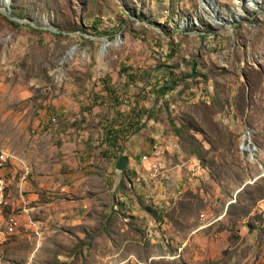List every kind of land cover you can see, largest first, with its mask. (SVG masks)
I'll list each match as a JSON object with an SVG mask.
<instances>
[{
  "label": "rangeland",
  "instance_id": "374dc122",
  "mask_svg": "<svg viewBox=\"0 0 264 264\" xmlns=\"http://www.w3.org/2000/svg\"><path fill=\"white\" fill-rule=\"evenodd\" d=\"M59 127L94 138L98 162L122 149L108 133L119 130L124 141L139 132L146 153L161 159L150 170L137 151L149 178L172 175L168 163L182 160L212 178L199 173L193 186L177 187L181 199L166 213L173 226L199 223L198 249L178 250L183 233L174 229L163 244L159 233L138 239L123 229L146 218L121 214L108 218L113 244L95 264H264V0H0V147L4 132L31 140ZM25 239L0 248V264L76 258L45 247L33 254Z\"/></svg>",
  "mask_w": 264,
  "mask_h": 264
},
{
  "label": "crops",
  "instance_id": "0c3cea01",
  "mask_svg": "<svg viewBox=\"0 0 264 264\" xmlns=\"http://www.w3.org/2000/svg\"><path fill=\"white\" fill-rule=\"evenodd\" d=\"M138 133L128 134L124 141L119 137L117 142L121 144L122 149L98 162L91 146L94 138H90L81 130L48 128L35 134L31 140L28 135L20 138L17 133L4 132L0 158L8 163L1 173L5 179V190L4 202L0 205V248L10 252L16 246L15 241L26 237L29 238L28 242L34 245L33 254L43 247L52 250L63 249L68 255L72 254L71 257L75 255L76 261L59 260L60 264H83L81 258H85L87 264H95V260H100L101 248L106 250L113 244L105 233L110 231L111 227L108 218L113 216L117 219L123 214V219L127 221L129 213L133 218L138 215L146 218V226L132 229L127 226V229H123L131 234L136 231V238L143 240L149 238V235L152 237L159 233L162 235L159 238L160 243L163 244L165 236L174 229L173 234L183 233L178 250L184 243L185 251L188 246L198 249L195 240L200 241L203 236L201 233H204L197 228L199 223H192V226L185 228L173 226L166 213L181 199L175 197V189L181 185L183 188L187 185L193 186L197 181L195 175H208L205 172L208 169L199 163L202 168L195 171L193 166L188 167V161L182 160L175 162V165L168 163L171 169L175 167L170 172L172 175L161 174L155 179L149 178V171L143 164L137 163L135 158L137 151H140L142 156L149 149V143L145 142L146 135ZM56 139H61V143H56ZM29 140L32 145L26 148ZM21 141L26 144L21 145ZM105 142L104 140L103 144ZM106 152L109 153V150H105L104 155ZM119 152H124L129 158L124 170H117L115 167L121 156ZM18 154L32 170L28 179L25 178L30 170L26 163L21 167L19 162L12 161L19 160ZM190 155L198 163L196 151L192 150ZM41 173L44 175H39ZM21 188L26 192L23 199L19 192ZM225 200L227 203L231 201ZM92 202L99 204L101 210L89 208ZM130 209L131 212L128 211ZM151 212L158 216L152 223ZM12 215L18 216L19 226L14 225L18 224V219ZM218 221L219 218L208 226ZM91 223H98V228L89 231L88 225ZM241 228L245 235L249 226L243 223ZM178 250L177 255H181L182 251ZM58 256L64 255L61 253ZM2 259L3 256L0 261ZM21 263L19 260V264Z\"/></svg>",
  "mask_w": 264,
  "mask_h": 264
},
{
  "label": "bare ground",
  "instance_id": "6f19581e",
  "mask_svg": "<svg viewBox=\"0 0 264 264\" xmlns=\"http://www.w3.org/2000/svg\"><path fill=\"white\" fill-rule=\"evenodd\" d=\"M251 1H259L260 0H251ZM238 3H241L240 1H238ZM248 4H251V3H248ZM247 4V5H248ZM246 5V6H247ZM241 15V14H239ZM239 17V16H238ZM223 18V20L226 21V18L225 17H222L220 16V19ZM237 18V17H236ZM250 133V132H249ZM154 148V147H153ZM246 148V147H244ZM154 151H156V153H153ZM160 151V150H159ZM165 151V150H164ZM152 154L150 155V153H145L142 155L141 157V161L142 163L150 170H158L159 168V163L161 162V159L159 160L158 159V152L157 150H153ZM163 152V151H162ZM160 153V152H159ZM164 155V154H163ZM162 155V156H163ZM1 159V158H0ZM150 160V161H149ZM1 171V170H0ZM0 181H2V190H0V204L2 205L3 203V192H4V189H5V179L4 177L2 176V174L0 173Z\"/></svg>",
  "mask_w": 264,
  "mask_h": 264
},
{
  "label": "trees",
  "instance_id": "16d2710c",
  "mask_svg": "<svg viewBox=\"0 0 264 264\" xmlns=\"http://www.w3.org/2000/svg\"><path fill=\"white\" fill-rule=\"evenodd\" d=\"M13 14L15 15V16H20V13L19 12H17V11H14L13 12ZM13 22V21H12ZM176 83H177V80H172L171 81V85H167V86H165V88H163L162 89V93H164V92H166V91H168V90H172V89H174V86L176 85ZM138 117H140V116H138ZM140 129L139 128H136V132L137 131H139ZM121 133H120V131L119 130H114V131H111L110 133H108V138L109 139H111V140H113V142H114V144H117V139L119 138V135H120ZM195 151H196V154H197V156L199 157L200 156V152H199V150L198 149H195Z\"/></svg>",
  "mask_w": 264,
  "mask_h": 264
},
{
  "label": "water",
  "instance_id": "95a60500",
  "mask_svg": "<svg viewBox=\"0 0 264 264\" xmlns=\"http://www.w3.org/2000/svg\"><path fill=\"white\" fill-rule=\"evenodd\" d=\"M129 158L124 153L119 157L118 161L115 163V167L117 170H124Z\"/></svg>",
  "mask_w": 264,
  "mask_h": 264
},
{
  "label": "built area",
  "instance_id": "2783aa9c",
  "mask_svg": "<svg viewBox=\"0 0 264 264\" xmlns=\"http://www.w3.org/2000/svg\"><path fill=\"white\" fill-rule=\"evenodd\" d=\"M153 153H156V151H154ZM150 161V160H149ZM8 162H6V160L4 159H0V170H1V173H3V170L4 168L6 167V164ZM0 190H2V181H0ZM206 216H208V214H206L204 217H202L201 219L205 218ZM15 226H18L17 223H14ZM218 235V234H217Z\"/></svg>",
  "mask_w": 264,
  "mask_h": 264
}]
</instances>
